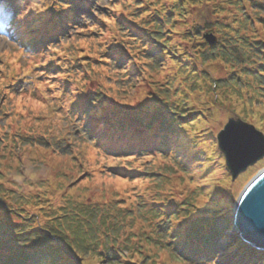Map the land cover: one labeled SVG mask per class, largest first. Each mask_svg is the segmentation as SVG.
Wrapping results in <instances>:
<instances>
[{
    "label": "trees",
    "instance_id": "trees-1",
    "mask_svg": "<svg viewBox=\"0 0 264 264\" xmlns=\"http://www.w3.org/2000/svg\"><path fill=\"white\" fill-rule=\"evenodd\" d=\"M75 5L90 8V4L84 0L40 1L39 9L33 12L32 22L28 25L34 31L25 32L26 38L49 41L55 35H60L64 27H72L81 34L89 25H97L100 33H92L102 40L98 53L101 60L85 49L86 52L80 50L83 53L81 57L73 59L68 54L62 60L66 63L60 62L55 52L63 45L69 46L74 33L57 48L51 49L54 53L49 55L54 63L71 69L69 72L60 65L55 71V81L53 74L50 77L45 72L42 74L47 80L46 85L51 83L49 91L62 103L63 110L58 113H63L66 121L73 125L72 142L65 137L66 146L62 150H56L61 142L51 137L37 140V144L53 147L63 156L73 154V142L83 144L87 161L93 163L96 157L91 159L90 154L96 153L110 159L107 162L108 176L114 175L115 178L106 179L109 184L116 185L118 179L124 183L136 181V177L151 184L146 188L145 185L141 188L134 185L127 190L132 193L143 192L137 196L139 202L134 208L127 205L129 196L126 199L116 196L114 199L112 193L104 190L96 193L84 182L63 181L74 195L78 191L82 194L81 201L79 196L60 200V195L46 192L45 184H42L45 185L42 186L45 188L42 190L43 196L32 190L35 185L31 189L25 188L18 180L26 179L21 165L18 171L6 172L2 170L6 165L0 164V264H76L75 260L78 261L81 252L79 243L84 241H91L94 246L98 241L101 251L94 249L92 252L108 259L110 264L116 263L126 250L124 246L120 247L122 242L117 233L110 231L107 226L108 219L104 215L108 214L109 210H106L110 205L128 209L130 215L136 210H146V215L157 222L156 231L146 236L155 245L164 249L170 243V247L175 246L183 258L192 260V255L204 254L208 264H214L218 252L211 240L219 234L215 219L219 216L227 219V209H221L219 200H203L197 206L193 199L187 201L182 197L177 198L171 188L160 195L162 190L157 194L152 186L160 183L168 173L176 174L183 181L184 173L193 167L198 155H215V150L210 149L214 147L213 136L224 119V111L222 115L220 112L218 120L206 117L199 106L189 104L188 95L193 87L201 83L209 84L212 90H221L219 83L222 78L212 80L201 68L206 66L208 70L211 65H216L213 66L216 69L218 62L223 67L230 65L236 69L231 71V79L238 89L246 87V79H252L255 73L264 75V61L259 63L258 70L254 68L255 64L247 62L250 55L255 54L248 55L251 49L253 52L258 50L264 56V27L260 29L261 20H258H264V0H108L104 10L99 11L98 18H94L93 14L92 22L79 24L72 22ZM223 6H227L229 11L225 12L227 8ZM109 19L113 20L114 32L107 29V23H110L106 21ZM198 20L201 21L199 25L190 26ZM177 31H181V34L186 32L184 35L188 41L191 40V44L183 43L187 46H180L176 50L171 39ZM206 31L217 34L225 32L223 37L227 35L226 41L234 46L229 49L223 44L220 50L223 53H219L217 46L204 43L202 33ZM229 31L233 37L229 36ZM105 34L108 36L104 37ZM252 37L258 43H253ZM183 40L185 42L186 39ZM236 47L241 48L237 55L234 54ZM163 55L169 58L172 66L176 63L175 76L167 74L164 78ZM125 60L128 67L124 68L122 61ZM98 64H107L114 69L112 72L107 70L101 83L88 77L95 73L93 69L99 67ZM82 68L83 71L75 78L80 83L76 84L71 73L77 74ZM156 70L164 72L163 78ZM255 85L258 87V82ZM205 127L208 128L202 130ZM91 130L94 133L92 136L88 134ZM184 132L192 138V144L187 145L189 147L181 143L187 135ZM9 136L14 142L26 144L22 147L36 145L30 136L19 132H11ZM5 143L2 137L0 147H4ZM150 153L167 159L163 163H155V159L149 164L137 160H146ZM187 157H191L188 163L185 162ZM18 160L22 164V159ZM117 160L124 163L112 164ZM172 162L185 164L182 176L172 169ZM209 165L207 171L212 167V162ZM99 169L100 164L97 168L81 167L82 179L88 177L89 180H98ZM63 175L64 180L68 179L67 174ZM48 176L43 181L54 189L58 178L52 171H49ZM172 189L176 192L181 190ZM224 193L229 202L238 194L229 189ZM73 214L77 216L73 217ZM13 218L16 221H12ZM156 235L160 239H155ZM229 241L226 253L234 254L238 259L237 264H264V250L253 247L246 250L247 246L237 238ZM125 245L129 247L127 243ZM240 245L241 249L237 251Z\"/></svg>",
    "mask_w": 264,
    "mask_h": 264
},
{
    "label": "rangeland",
    "instance_id": "rangeland-1",
    "mask_svg": "<svg viewBox=\"0 0 264 264\" xmlns=\"http://www.w3.org/2000/svg\"><path fill=\"white\" fill-rule=\"evenodd\" d=\"M40 1L42 0H0V102L4 106L3 109H0V139L4 137L6 140L4 144L5 148L3 146L0 147V164L6 165L2 167V170H6V172H15L20 169L19 166L21 165L23 167L22 171L26 173V179L22 181L18 178V180L23 186L25 185V188L31 189V187L35 185V187H32V190L42 196V190L45 189L42 188V186L46 185V192L52 195H60V200H66L67 198L70 200L73 196H79V201H81L80 197L82 198V194L77 190V195H74L73 192H70L68 184L63 181H74L75 183L84 182L86 183L85 185L96 193L100 190L112 193L114 199H116V196L125 199L129 196L127 205L130 208L137 207V203L139 202L137 196L143 192L140 190L139 192L132 193L127 190L134 185L140 188L144 187V185L145 188L149 187L151 183L148 181L136 177V181L124 183L123 180L118 179L116 185L109 184V181H106V179L115 178L114 175L108 176L107 162L110 160L109 158L99 153L95 155L90 154V158L94 159L96 157V160L93 163L89 162L85 159L86 148L84 145L76 144L75 142H73L74 150L73 154L69 155L70 157L58 154L56 152V150H58L57 148L55 150L53 147L44 146L43 143L37 144V140H42L44 138L50 139V137L61 141L63 140L61 138L62 136L69 137L68 132L71 129L70 124L68 126L64 125V115L58 114L59 110H63V107L61 101L49 91L48 86H51V83L46 85L47 80H45V75L40 77L43 71V67L40 65L45 59V52L49 53V45H55L60 41H65L67 36L73 33V29L68 26L64 27L65 29L61 35L51 39L53 43L51 42L48 43V45H44V43L42 44V42H40L42 45L41 48L38 51H34V53L28 51L25 46L21 45L23 42L24 45H27L33 40L32 38H26L25 32L29 31L27 29L29 28L28 25L32 22L30 20L33 18V12L39 9ZM84 2H88L92 9L85 6L79 8L75 5L74 20H72V22L78 24L92 22L93 14H95L94 18H98L99 11L101 9L104 10V5L108 0H84ZM223 7L227 8V6ZM228 11L229 9L227 8L225 12ZM24 20H26V22H24ZM258 20H261V29L264 27V20L262 18H258ZM219 21L222 22L223 19H219ZM107 22H109L110 25ZM106 23L108 25L107 29L114 32L115 26H113V20L109 19ZM200 23L201 21L198 20L192 22L190 26L193 27V24L199 25ZM33 31L34 29L31 30V32ZM83 32L84 33L81 34H79V31L74 32V35L71 37L70 45L66 47L63 45L56 50L55 54L59 56L60 62L65 64L66 62L62 60L66 58L68 54L73 59L81 57L83 53L80 50L92 52L96 55L97 59L101 60L98 53L101 50L99 42L102 40H99L98 35L92 33L96 32V34H99V26L89 25ZM185 33L186 32H183L181 34V31H177L172 35L171 41L175 43L176 50H178L180 46L191 44V40L188 41V37L184 35ZM228 33L230 37H233L230 31ZM223 34H225V32L217 34V32L211 33L206 31L202 33V39L207 46L215 45L218 47L219 53H223V51L220 52L224 47L223 44H226L228 48L234 46L226 41L227 35L223 37ZM106 36H108V34L104 35V37ZM183 39H186L185 42ZM251 39H253V43H258L254 37ZM253 51V49L249 51L248 55L255 54L250 55L247 62L249 64H255L254 68L258 70L261 65L259 63L264 61V56L259 54L258 50H255V52ZM240 52L241 48L236 47L234 54L237 55ZM48 60L49 59L46 58V63ZM162 61L164 64V71H166L164 78L167 74L175 76L176 63L172 66L169 58L164 57V55ZM239 61H241V59H239ZM126 62V60L122 61V63H124L122 67L125 68V66H127ZM213 66L216 65H211L208 68L209 71L206 66L200 70L209 74L212 80L222 78L219 83L221 90H212L209 84L201 83L200 86L196 85L192 88L193 91L191 90L188 98L189 104H193L196 107L199 106V110L205 114L206 117H215L214 120H218L220 118V112L222 115V110L224 111V119L219 126L217 124L218 128L213 136L214 147L210 149V151L215 150V155L214 157L209 153L205 157L202 154L198 155L193 167L189 168L188 173L182 170L185 164L172 162L171 165L173 170L181 176L185 172L183 181H180L176 174L168 173L160 183L152 186V189L157 190V194L162 190L160 192L161 195L164 192H168L171 188L177 198L182 197L187 201L193 199L194 204L197 206H199L203 200H205V202L209 199L215 201L219 200L222 203V205L219 204L221 209H227L225 213L228 217L225 219L223 216H219L215 219V225L219 228V230L217 229L219 234H216L214 240H211L218 252L214 264H237L238 259L234 257V254L226 253L225 251L226 245L230 242L229 240L238 238V233L232 230L231 222L234 215V204L237 200V196L246 183L264 168V156L252 166H249L245 171L241 172L236 178L232 179L229 171L225 167L224 157L217 146L216 135L223 129V126L228 123L229 119L235 121L242 119L245 120L247 124L252 125L264 139V75L255 73V77L246 79L248 84L246 87L238 89L236 85L232 84L233 81L231 79V71L236 69H233L230 65L224 67L220 66L219 62L216 69H214ZM168 69L170 70L168 71ZM107 70L112 72L114 69L107 66V64L99 65V67L93 69L95 73H91L88 77L91 80L101 83L104 76L107 74ZM238 70L240 69L238 68ZM81 71H83V68L79 70L77 74L74 72L71 73L72 80L74 83L76 82V84L80 83L79 80H75V78ZM157 71L159 70H156V72ZM232 73L235 74V72ZM163 74V71H159L160 77L163 78ZM181 76L183 75L181 74ZM197 79L200 80L199 77H197ZM238 79L237 77V82ZM158 81L161 80L159 79ZM257 82L258 87L255 85ZM108 83H110V81H108ZM176 83H178V81ZM81 84H83V81ZM40 88L43 92L40 91ZM187 90L186 88V91ZM199 93H203V95ZM6 123L8 124L7 128H5ZM199 126L202 128V123ZM200 127L197 128L200 129ZM207 128L208 127H205L202 130ZM14 131L29 135L32 138V142L36 143V145L27 148L22 147L26 146L25 143L20 144L14 142L9 136L10 133ZM183 134L187 135H185L183 141L181 140L182 145L187 146L188 143L192 144L193 141L191 136L186 132ZM70 140L72 142V138ZM261 144V147L264 148V144ZM11 155H13V157ZM18 158L22 159V164L19 163ZM190 158L191 157H187L185 162L188 163ZM165 159L167 158L158 155L153 156V154L150 153V156H148L146 160H137L144 164H149L153 160H155V163H163ZM118 161L119 160L114 161L112 164L118 165L120 163L121 165L124 163L123 161ZM100 162L105 165L99 169L100 171H97L98 176L96 178L98 180H89L88 177L82 179L81 167L84 166L86 169H88V167L97 168V164ZM210 162H212L214 170H212L211 167L207 171L206 167L211 166L209 165ZM49 171H52V173L56 175L55 178H58L55 181L56 186L54 189L49 183L43 181L49 178ZM63 174H67L68 179L64 180ZM173 187L181 190L176 192L172 189ZM227 189L238 193L233 201L231 200L229 202L228 198L225 196L224 191ZM103 197L111 198L108 196ZM108 207L106 212H108V210L109 212L104 215L108 219L107 226L110 231L117 233L122 242L120 247L124 246L126 250L122 253L123 257L117 258L118 261L113 264H208L204 254H202V256H198V254L192 255L190 257L192 260H188L180 256L175 246L170 247V243L167 244L164 249L161 246L155 245L154 241L146 236L151 235L152 231H156L157 222L146 215V210H136L134 214L132 213V215H130L128 209L120 207L115 208V205H110ZM117 209L120 211L117 212ZM72 216L76 217L77 214H73ZM110 216L115 217L111 218ZM114 218L117 220L112 221ZM12 221H16V219L13 218ZM221 229L224 230V234L223 232L222 234L220 233ZM85 230L90 231L87 228H85ZM214 233L216 232L214 231ZM154 238L160 239L158 235ZM208 239L209 237L206 240ZM126 243L129 247L125 245ZM93 244L94 243H91V241L79 243L81 252H79L78 261L75 260V262H77L76 264L111 263L108 259L101 258L97 253L92 252L94 249L96 251H101V245L98 241H96L95 246ZM241 244L245 243L241 242ZM39 245L42 247L41 244ZM240 249L241 245L237 251ZM246 250H248V248H246ZM242 252L243 251L238 252L237 254ZM91 254L96 256H92ZM195 257L196 259H194Z\"/></svg>",
    "mask_w": 264,
    "mask_h": 264
},
{
    "label": "water",
    "instance_id": "water-1",
    "mask_svg": "<svg viewBox=\"0 0 264 264\" xmlns=\"http://www.w3.org/2000/svg\"><path fill=\"white\" fill-rule=\"evenodd\" d=\"M262 135L242 120L229 119L216 135L217 146L224 157L225 167L231 178L264 156ZM264 168L254 175L242 188L234 206L233 230L239 238L253 248L264 250Z\"/></svg>",
    "mask_w": 264,
    "mask_h": 264
},
{
    "label": "bare ground",
    "instance_id": "bare-ground-1",
    "mask_svg": "<svg viewBox=\"0 0 264 264\" xmlns=\"http://www.w3.org/2000/svg\"><path fill=\"white\" fill-rule=\"evenodd\" d=\"M118 59H119V58H118ZM94 130H95V129H94ZM88 134H89L90 136H92L94 133H93V131L91 130V131L88 132ZM218 230H219V228H218ZM220 231H221V232H220L221 234H222V232H223V234H224V230H223V229H221ZM237 239L241 240L240 238H237ZM246 248L250 249L251 246H247ZM225 251H226V250H225Z\"/></svg>",
    "mask_w": 264,
    "mask_h": 264
},
{
    "label": "snow or ice",
    "instance_id": "snow-or-ice-1",
    "mask_svg": "<svg viewBox=\"0 0 264 264\" xmlns=\"http://www.w3.org/2000/svg\"><path fill=\"white\" fill-rule=\"evenodd\" d=\"M259 195L261 196V198H264V189L261 190V192L259 193Z\"/></svg>",
    "mask_w": 264,
    "mask_h": 264
}]
</instances>
